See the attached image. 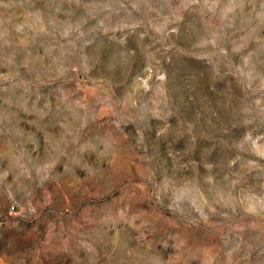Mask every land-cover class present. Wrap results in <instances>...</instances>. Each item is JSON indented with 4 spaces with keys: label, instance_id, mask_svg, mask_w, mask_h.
Segmentation results:
<instances>
[{
    "label": "rangeland",
    "instance_id": "rangeland-1",
    "mask_svg": "<svg viewBox=\"0 0 264 264\" xmlns=\"http://www.w3.org/2000/svg\"><path fill=\"white\" fill-rule=\"evenodd\" d=\"M0 264H264V0H0Z\"/></svg>",
    "mask_w": 264,
    "mask_h": 264
}]
</instances>
